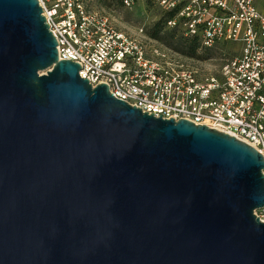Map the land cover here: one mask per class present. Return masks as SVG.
Returning a JSON list of instances; mask_svg holds the SVG:
<instances>
[{"label": "water", "instance_id": "95a60500", "mask_svg": "<svg viewBox=\"0 0 264 264\" xmlns=\"http://www.w3.org/2000/svg\"><path fill=\"white\" fill-rule=\"evenodd\" d=\"M48 24L0 0V264H264V155L93 87Z\"/></svg>", "mask_w": 264, "mask_h": 264}, {"label": "built area", "instance_id": "2783aa9c", "mask_svg": "<svg viewBox=\"0 0 264 264\" xmlns=\"http://www.w3.org/2000/svg\"><path fill=\"white\" fill-rule=\"evenodd\" d=\"M38 1L59 58L79 63L93 87L105 84L157 119L206 125L264 155V0H122L170 14L167 26L204 51L220 47L219 70L160 46L144 30L119 29L95 0ZM256 215L264 223V208Z\"/></svg>", "mask_w": 264, "mask_h": 264}, {"label": "rangeland", "instance_id": "374dc122", "mask_svg": "<svg viewBox=\"0 0 264 264\" xmlns=\"http://www.w3.org/2000/svg\"><path fill=\"white\" fill-rule=\"evenodd\" d=\"M95 5L109 16L119 29L132 34L144 30L145 34L160 46L185 55L186 49L182 43L185 38L184 35L180 30L166 26L163 14L158 7L147 3H138L132 8H126L120 0H95ZM156 32L158 36L154 38L153 35ZM218 48L211 52H206L200 48L195 57L185 56L195 61L204 62L206 63L205 66L210 65L207 67L219 70L225 59V53L220 47ZM234 48L230 46L229 53ZM207 56L209 58L206 60Z\"/></svg>", "mask_w": 264, "mask_h": 264}, {"label": "trees", "instance_id": "16d2710c", "mask_svg": "<svg viewBox=\"0 0 264 264\" xmlns=\"http://www.w3.org/2000/svg\"><path fill=\"white\" fill-rule=\"evenodd\" d=\"M121 3H122V0H120ZM147 4H150V3H147ZM123 5V4H122ZM163 17H164V22L167 26V21L169 18H171V15L170 14H163ZM158 36V33L156 32L153 37L156 38ZM182 43L186 49V51L184 52L185 55L187 56H190V57H195V55L197 54L198 50L201 48V44L198 42L197 39H187V38H184L182 40ZM206 52H211L210 50H207ZM209 57L207 56V58H205L206 60L208 59Z\"/></svg>", "mask_w": 264, "mask_h": 264}]
</instances>
